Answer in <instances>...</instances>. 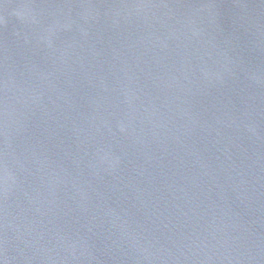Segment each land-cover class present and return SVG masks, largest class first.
Here are the masks:
<instances>
[{
    "label": "water",
    "instance_id": "1",
    "mask_svg": "<svg viewBox=\"0 0 264 264\" xmlns=\"http://www.w3.org/2000/svg\"><path fill=\"white\" fill-rule=\"evenodd\" d=\"M0 264H264V0H0Z\"/></svg>",
    "mask_w": 264,
    "mask_h": 264
}]
</instances>
